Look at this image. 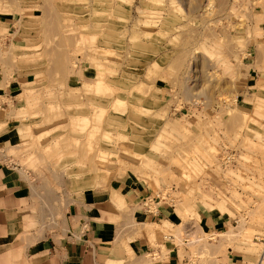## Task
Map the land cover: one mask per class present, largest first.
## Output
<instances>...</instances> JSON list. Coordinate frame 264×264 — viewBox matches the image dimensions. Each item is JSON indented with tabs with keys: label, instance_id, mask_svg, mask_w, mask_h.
I'll return each instance as SVG.
<instances>
[{
	"label": "rangeland",
	"instance_id": "obj_1",
	"mask_svg": "<svg viewBox=\"0 0 264 264\" xmlns=\"http://www.w3.org/2000/svg\"><path fill=\"white\" fill-rule=\"evenodd\" d=\"M13 11L22 15L5 22ZM0 60L19 77L0 93L23 133L14 152L40 178L36 237L81 196L106 197L128 182L147 188L152 208L165 201L175 210L171 223L155 226L176 241L175 224L202 223L206 209L231 219L190 237L191 264H219L234 242L256 264L264 0H0ZM125 212V225L136 226L135 207ZM122 243L121 258L106 264H131Z\"/></svg>",
	"mask_w": 264,
	"mask_h": 264
},
{
	"label": "crops",
	"instance_id": "obj_2",
	"mask_svg": "<svg viewBox=\"0 0 264 264\" xmlns=\"http://www.w3.org/2000/svg\"><path fill=\"white\" fill-rule=\"evenodd\" d=\"M21 15L22 12L13 11L3 19L11 23ZM18 79V74L10 75L0 60V93L8 95L18 86ZM5 104L0 98V264L114 263L122 256V239L134 253L131 264H191L190 237L218 233L230 223L228 216L206 209L200 214L202 223L175 224L181 226L176 241L173 235L168 236L155 226L175 219V210L168 202L160 201L148 209L141 204L150 193L147 188L123 182L106 197L98 199L90 193L81 196L63 209L59 225L45 226L44 235L36 237L41 225L33 223L31 206L40 196V178L30 170L32 175L26 174L18 162L14 148L22 141L23 133L15 119L9 118L8 110L6 114L2 111L7 109ZM115 195L123 197L125 203L117 202ZM126 204L135 207L136 226L125 225ZM240 247L242 244L235 242L227 245L226 251L217 256L218 263L246 264ZM155 251L161 259L142 260L144 253ZM259 259L256 264H264V257ZM208 264H216V259H209Z\"/></svg>",
	"mask_w": 264,
	"mask_h": 264
},
{
	"label": "built area",
	"instance_id": "obj_3",
	"mask_svg": "<svg viewBox=\"0 0 264 264\" xmlns=\"http://www.w3.org/2000/svg\"><path fill=\"white\" fill-rule=\"evenodd\" d=\"M151 200H154V199H151ZM151 200H148L147 196L143 199V205L146 206L148 209L149 208L152 209V206H151L152 203L148 202ZM259 241L262 243V246H263L262 252L260 253V257H259L260 258L259 260H261V258L264 257V236L260 237Z\"/></svg>",
	"mask_w": 264,
	"mask_h": 264
}]
</instances>
